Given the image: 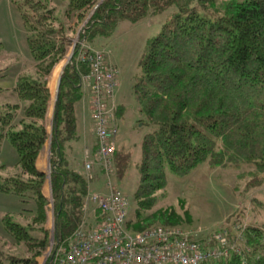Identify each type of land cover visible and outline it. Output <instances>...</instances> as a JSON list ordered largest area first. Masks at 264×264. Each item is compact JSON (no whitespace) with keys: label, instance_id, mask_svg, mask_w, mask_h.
<instances>
[{"label":"trees","instance_id":"obj_1","mask_svg":"<svg viewBox=\"0 0 264 264\" xmlns=\"http://www.w3.org/2000/svg\"><path fill=\"white\" fill-rule=\"evenodd\" d=\"M64 1L60 16L49 0H9L20 15L32 63L10 88L17 101L0 103V144L6 138L17 155L10 172L0 176V192L31 200L33 207L19 212L23 224L3 214L4 232L13 245L24 244L25 254L5 252L1 242L0 264L38 263L48 243L49 210L57 244L81 220L89 179L66 159L79 138L75 105L83 92L80 78L89 71L76 60L78 44L62 67L48 132L45 116L49 75L53 71L55 86L70 36L87 15L79 39L90 42L111 34L121 20L176 7L147 39L133 85L139 110L155 127L142 138L132 230L176 220L173 212L150 210L166 185V168L184 175L203 161L210 168L244 165L238 173L244 188L264 186V0ZM47 139L48 169L42 171L36 159ZM113 157L121 175L124 158ZM246 233L250 252L242 247L241 253L230 251L204 264H264V226L248 225Z\"/></svg>","mask_w":264,"mask_h":264},{"label":"rangeland","instance_id":"obj_2","mask_svg":"<svg viewBox=\"0 0 264 264\" xmlns=\"http://www.w3.org/2000/svg\"><path fill=\"white\" fill-rule=\"evenodd\" d=\"M49 2L55 7L56 14L61 16L65 1L49 0ZM175 10L176 7L170 5L136 21L121 20L111 34L96 35L90 42H86L83 38L79 39V34L83 31V25L86 22L84 20L88 18L87 15L71 34L70 44L67 45L61 58L65 64L64 60L66 56L69 57V52L72 50V42L76 41L102 50L104 60L116 68L118 81L116 80L112 96L109 98L110 101L112 99L115 102V106L112 107L113 117L109 122L116 128L113 138L114 154L124 158V167L119 175L112 155L109 171L98 172L96 177L89 180L88 192L103 194L108 190V185L120 191L127 203L125 217L129 228L131 225L128 221L136 206L133 192L138 184L142 138L145 133L155 127L147 115L139 110L133 85L140 73L139 59L147 39L161 29L162 24ZM31 63L32 57L20 15L9 0H0V87L3 88L0 91V103L14 100L15 95L10 88L14 85L15 77L25 67L30 68ZM116 108H120V112L116 113ZM70 153L78 160L83 155L81 149L76 147ZM16 158L14 148L6 138L2 139L0 165L4 164L7 167H0V176L10 172ZM243 167L244 165L210 168L203 161L184 175H176L166 168V185L161 190L162 194H158L150 210L173 212L176 220L174 219L169 225L160 222L157 225L164 224L162 226L196 233L199 237L212 233H225L224 235L230 241L229 245L237 249L232 252L241 253L242 247L244 252H250L253 248L247 242L249 235L246 230L248 225L264 226V186L245 189V179L238 176ZM92 206L94 205H88L89 208ZM32 207L31 200L22 202L15 195L0 192V243H5V252L21 256L25 254V247L21 243L13 245L11 237L4 232L1 219L3 214L9 213L13 220L23 224L25 217L19 212L28 213ZM89 220H92L91 216ZM52 224L53 212L49 210L45 222V227L49 231L48 243L43 253L38 256L37 264H43L47 260L46 256L44 261L45 253L51 248L50 243L54 241ZM2 264L11 263L4 260ZM13 264H20V262ZM242 264H245V261Z\"/></svg>","mask_w":264,"mask_h":264},{"label":"built area","instance_id":"obj_3","mask_svg":"<svg viewBox=\"0 0 264 264\" xmlns=\"http://www.w3.org/2000/svg\"><path fill=\"white\" fill-rule=\"evenodd\" d=\"M72 43L64 62L78 44L76 60L86 62L89 67L81 76L80 84L82 88L89 87L95 137L93 149L83 152V173L91 180L95 167L100 172L109 171L114 152L116 128L109 122L113 115L107 103L116 85V68L104 60L102 50L76 41ZM107 189L103 194L87 192L78 225L63 243H50L44 261L47 256L50 264H204L237 250L229 245L224 232L199 237L196 233L162 225L132 230L125 217V197L109 185ZM89 204L94 206L89 208Z\"/></svg>","mask_w":264,"mask_h":264},{"label":"crops","instance_id":"obj_4","mask_svg":"<svg viewBox=\"0 0 264 264\" xmlns=\"http://www.w3.org/2000/svg\"><path fill=\"white\" fill-rule=\"evenodd\" d=\"M52 75H53V71L51 72V74L49 75V78L47 80L49 97L47 100L45 127H46V129L48 128L47 129L48 131L50 130V126H51V114H52V109H53V103H54L55 98H56L57 80H56L55 86L51 87L50 82L53 80ZM116 80H117V72H116ZM82 91H83L82 96H81L80 100L75 105V115H76L77 131L79 133V138H78L77 142H75V144L72 145L71 150L67 151V154H66L67 163L72 168H74L78 171H81V172H83V156L84 155H82V158L80 160H78L77 158L72 157L71 153L69 154V152H71L75 147L78 149H81L82 153L84 152L85 149H91L92 150L94 147V143H95V137H94V132H93V122H92L91 117H90V103H89V96H88L89 95V87L84 86L82 88ZM13 101H17L16 95H15ZM107 104L111 108V110H112V107L115 106V102L112 99H111V101L109 100ZM120 110H121L120 108H116L115 112L118 113V112H120ZM112 115H113V113H112ZM48 146H49V142L46 143V141H45V143L42 146V148H41V150L37 156V159H36V166L38 169H40L42 171H47V169H48V154H49ZM114 152H115V148H114ZM114 152H113V154H114ZM98 172H100V170L95 167L94 171L92 173L93 174L92 179L94 177H96V174ZM44 191H45L46 196H48V186L47 185H45Z\"/></svg>","mask_w":264,"mask_h":264},{"label":"water","instance_id":"obj_5","mask_svg":"<svg viewBox=\"0 0 264 264\" xmlns=\"http://www.w3.org/2000/svg\"><path fill=\"white\" fill-rule=\"evenodd\" d=\"M62 67H63V64H62V66H61L60 72H59L58 77H57L56 94H57L58 83H59V80H60V74H61V71H62Z\"/></svg>","mask_w":264,"mask_h":264}]
</instances>
